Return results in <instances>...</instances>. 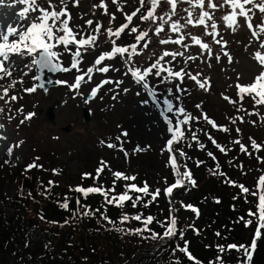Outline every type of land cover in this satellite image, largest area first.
I'll list each match as a JSON object with an SVG mask.
<instances>
[{
    "label": "snow or ice",
    "instance_id": "1",
    "mask_svg": "<svg viewBox=\"0 0 264 264\" xmlns=\"http://www.w3.org/2000/svg\"><path fill=\"white\" fill-rule=\"evenodd\" d=\"M5 0H0V4H4ZM111 4L116 5V12L123 14L124 22L119 26L113 27V22L117 19L116 12H109L108 0H99V3L92 5V14L96 15V10H102V14L109 17L108 26L99 19H86L83 25L74 24V17L70 11V7H79L80 0H11V5H22L20 10L16 13L17 22L15 24L0 23V81H8L6 84L0 83V101L5 105L20 99L19 96L12 94L10 91L15 89L18 83H23V77L27 76L29 72L36 68L41 73L43 70L68 73L72 70L81 72L80 64L86 54L96 52L103 41L101 36H107V43L111 45L109 50L100 51L94 57L92 65L86 70L78 74L74 78V82L69 83L65 80H57V84H63L70 89L76 90L81 87V84L91 81L93 73H108L110 70L118 71L111 64L105 61H112L120 58L126 66L125 75H131L133 81L141 85L147 90V96L151 101L159 106L162 103L161 115L168 124V132L171 134L166 141L161 151L169 153L168 165L171 167L174 182L168 183L165 178V187L163 189L157 187L154 190L147 181L142 182V186L135 183L136 175H128L123 171H112L108 161L101 159L95 169V175L90 172H83L81 174V181L88 179L93 180V184L84 186L83 183L70 187V191L79 193L84 199H87L91 194H99L104 198V206L113 205L117 208H125L128 202H131L133 208L143 207L148 208L153 203L158 201V198L163 195L169 200V214L164 220H158L153 215H144L141 212L129 214L122 212L118 221H113L106 213L102 212L100 208L92 209L90 205L81 204L80 196L76 198L77 209H72L73 215H80L81 217H95L97 213L100 219L106 221L109 225L117 223L126 225L132 220L140 223L141 227L136 228H120L115 227V231L124 232L126 234L142 235L149 233L145 239L165 240L173 239L177 235L183 240V246L176 245L172 249V255L176 257V253H183L189 260L194 261V264H202L189 251V242L184 239V230L178 227L179 217L178 209L175 208V201L172 199L175 189L183 188L186 184L196 186V180L192 176L191 170L186 163L178 161L179 157H187V153L183 149H177L174 145L179 144L185 139L186 131H191L189 126L194 120L203 119L212 128L219 131L229 133L232 129L227 125L218 124L217 121L211 118L206 112L202 110V104H196L197 109H201L200 116H193L187 111L186 107L181 101V96L174 93H183L187 90L183 88V82L187 78L195 83V86L205 92L211 90V80L205 76L202 71L193 73L189 70V63L200 60L207 62L211 67V60L214 58L217 63L221 61V54L227 59L228 64L233 63V56L228 50V40L224 38L221 28L227 29L232 33H236L241 27L247 29L250 34L245 50L250 47H255V51L251 52V58L257 65V71L252 75L248 82H241L242 76L237 74L234 85H229V88L235 87L236 98H233L225 93H221V97L228 104L233 106L236 113H245L247 116H256L261 124H264V0H138V7H135L131 12H125L120 5V0H110ZM127 3V0H124ZM180 5H187V7L180 8ZM181 11L184 15H181ZM221 15L217 18L216 13ZM81 19H84V14H81ZM134 18H137L142 23H147L146 30H141L139 25H134ZM243 20V24H241ZM258 20L259 22H255ZM192 29H202L199 34H194ZM132 37L133 42L121 44L118 41L123 35ZM164 38H161V37ZM153 37L155 43L162 47V50L157 55L153 49L147 56V66L138 65L136 57L142 56L145 52L152 48ZM210 38V39H205ZM173 44L179 46L176 49H168L166 45ZM218 45L219 51L214 52L212 45ZM193 46H198L199 52L196 55L190 53ZM62 49V50H61ZM69 54L71 57L70 64L65 66L62 61L64 54ZM13 57H20L21 59L30 58L29 62L24 64L27 71H23L22 75L17 79L13 78V73L17 70L18 61ZM182 61L183 66L177 67L176 62ZM102 65V66H101ZM159 77V83L164 85H173L168 87L169 95L161 98L157 95L158 89L153 87L150 83V77ZM39 79V77H34ZM115 84L119 87L123 81H112L111 79H102L95 87L91 89L90 97L95 98L98 92L107 84ZM42 87V85H40ZM36 87H27L23 91L26 93H33ZM127 92L128 89H123ZM116 97L114 96L113 99ZM251 102V110L245 107V101ZM174 101L176 103H174ZM143 104L149 103V99L141 101ZM5 111L4 107H0V113ZM24 109L21 107L16 109L17 113H22ZM12 109H8L11 120L14 117L11 115ZM171 114V115H169ZM36 114L28 112L20 121L23 124L25 121H30ZM232 125L245 123L244 115H235L226 117ZM253 126H256L258 121H247ZM4 125L0 124V128ZM236 133H241V128H235ZM128 136L127 131H122L115 137V143L109 140H101L100 144L109 149H118L123 152L125 157L129 153L124 148L123 138ZM0 139H6L0 135ZM191 139L198 142L201 149L205 148L203 143L199 142L196 132H191ZM211 142L215 147L224 154L231 151L224 145L218 143L214 138L209 136ZM249 144L246 145L237 138L232 141L233 144L239 146L241 153L252 156L256 154V159L259 163L264 164V156L259 153L264 151V141H259L252 137H248ZM24 141H18L16 144L9 146L7 152L9 155L13 153V149L20 147ZM150 147V146H148ZM251 149V151L249 150ZM148 149L137 145L133 151L143 152ZM207 155L213 160L216 159L213 152H207ZM41 157L37 156L33 161L25 166V171L32 169L43 170V165L37 163ZM5 161L4 163H8ZM197 165L203 163L196 161ZM231 163V161L229 162ZM243 170V165H237ZM181 168L184 171H181ZM108 169L111 171L113 181L111 187H105L98 183L102 173ZM54 175H60V169H52ZM212 175H219L224 177V183L238 188L240 196L243 197L245 203L251 204L247 211V219L241 216L237 222H243L244 226L250 227L255 224V232L250 243H226L217 244L218 255L214 261L209 264H225L223 254L235 250L241 254L238 256L237 264H252L253 256L257 249V241L264 237L262 229H264V168L260 169V175L256 178V182L252 188L238 183L227 177V174L221 170L219 163H216L215 169L210 170ZM242 174H247L243 173ZM117 181H125L124 190L116 192ZM55 186V181L49 180L47 185L41 181L42 194L47 196L50 194L51 188ZM22 192V189H21ZM32 195L31 192L28 193ZM252 197V200H249ZM239 196H234L233 199H238ZM220 203L219 199L215 200ZM59 206L65 210H69L70 198L65 195L62 201H59ZM182 208L191 210L196 214L197 218L200 215V210L192 205L180 202ZM83 209V211H80ZM255 209V210H253ZM44 219L43 216L40 217ZM157 223L163 229L161 232H156L149 226ZM51 223H57L51 221ZM65 223H68L66 220ZM191 228L197 235L199 229L195 228L194 224L187 226ZM216 236L220 237L221 233L217 231ZM173 264H180L179 257H176Z\"/></svg>",
    "mask_w": 264,
    "mask_h": 264
},
{
    "label": "rangeland",
    "instance_id": "2",
    "mask_svg": "<svg viewBox=\"0 0 264 264\" xmlns=\"http://www.w3.org/2000/svg\"><path fill=\"white\" fill-rule=\"evenodd\" d=\"M94 3L98 4L99 0H80L79 7H70L74 17L73 23L83 25L86 19H99L107 27L109 17L103 15L102 10L97 9L96 15L92 14V5ZM108 4L109 12H116V5L111 4L110 0H108ZM120 5L125 12H131L135 7L139 6L138 0H127V3L124 0H120ZM21 7L22 5L19 4L12 6L11 0H5L4 4H0V23L5 25L9 23L15 24L17 22L16 13ZM184 7H187V5H180L181 9ZM81 14H84V19L80 18ZM181 15H184L182 11ZM220 15L221 13H216L217 18ZM116 16L117 19L113 22V27L119 26L124 22L122 13L116 12ZM255 22L258 23L259 21L256 20ZM241 24H243V20H241ZM134 25H139L141 30H146L148 27L147 23H142L137 18H134ZM191 31L194 34H199L202 29H192ZM221 32L229 42L228 50L234 58L233 63L228 64L227 59L222 54L219 63L214 58L211 60V67L208 66L206 61L197 60L190 62L188 65L190 71L193 73L202 71L205 76L210 78L211 90L205 92L196 87L193 81L186 78L182 86L187 91L174 94L181 96L183 105L193 116L198 117L201 115V109H197L195 105L202 104V110L211 118L217 120L218 124L227 125L232 129L229 133L222 131L221 138H217L218 143L231 149L227 154L221 153L218 149L216 150L218 151L216 154L219 159L223 163L225 162V164L219 162L221 170L225 169L223 172L232 180H240L241 184L252 188L256 178L261 174L260 169L264 168V164L258 162L256 154L249 156L241 153L239 146L233 144L232 141L239 138L248 145L249 136L256 138L258 142L264 141V124H261L256 116L236 113L233 106L223 100L221 93L223 92L236 98L235 87L229 88V85H234L237 74L242 76L241 82L243 83L248 82L257 71V65L250 55L251 52L255 51V47L245 50V44L250 34L244 27H241L236 33L224 28H221ZM161 38L164 37L162 36ZM155 39L153 37L154 42L151 49L147 50L144 55L135 58L138 65L147 66V56L150 52L154 49L158 55L162 50V47L155 43ZM101 41L103 43L96 52L86 54L83 57L80 64L81 72L92 65L94 57L100 51L110 49L111 45L107 43L106 35L101 36ZM130 42H133L132 37L126 34L118 41L121 44ZM163 47L176 49L179 46L169 44ZM212 47L214 52L219 51L218 45L213 44ZM189 51L191 54L196 55L200 50L198 46H193ZM13 59L18 61V67L13 73V78L18 79L23 71H27L23 66L29 62L30 58L13 57ZM70 60L69 54L66 53L62 56L65 66L70 64ZM105 63L111 64L118 71L110 70L108 73L95 72L91 81H87L86 78L81 87L76 90L70 89L66 85L58 84L50 87L46 93L37 87V79H34V77H37V69L33 68L27 76L23 77V83H18L15 89L9 93V95L15 94L19 96L20 99L10 105H5L3 101H0V107L5 109L3 113H0V124L4 125L3 128H0V135L6 137V139H0V216L8 218L13 211L11 203L17 195L19 179H16L17 176L24 175L23 177L27 178V174H29L35 176L38 180H43L48 173L52 174L55 183H59L67 189L80 183L87 187L94 182L91 179L81 181V174L90 172L94 175L101 159L108 161L111 170L114 168V170L123 171L128 175H136L137 180L135 183L138 185L142 186V182L147 181L153 190L157 187L163 189L166 186L164 183L165 178H167L168 183L170 181L174 182L171 167L168 165L169 153L161 151L171 135L168 132V124L161 115L162 103L159 106L155 105L147 96V90L135 83L130 74L125 75L126 66L119 57L112 61H105ZM176 66H183L182 61L178 60ZM81 72H77L75 69L68 73L58 72L53 78L72 83L75 76L81 74ZM102 79L122 80L123 83L119 87H116L114 83L104 85L97 96L91 98V89ZM151 79L155 85L160 84L159 77L153 76L149 78L150 81H152ZM7 82L0 81V83L4 84ZM27 87H36L37 90L33 93H26L23 89ZM125 88L128 89L127 92L123 91ZM167 88L164 89V92L169 95ZM196 88L198 90H192ZM198 92L203 95H199ZM164 94L163 92H157L161 102L165 96ZM114 96L116 97L115 99H113ZM145 99H149V103H141ZM174 103L176 102L174 101ZM49 106L53 107V118L51 120L46 116V110ZM21 107L24 111L17 113L16 109ZM245 107L251 110V102L247 99ZM9 108L12 109L11 115L14 117L11 120L8 118ZM261 111L264 112V109ZM28 112H34L36 115L30 121H25L21 124L20 121ZM235 115H244L246 122L241 124L238 121L237 124L232 125L226 117ZM251 120H257V125L253 126L247 122ZM204 122L203 119L192 121L190 123L192 125L185 126L186 129L191 128V131H186L187 134L191 135V132L194 131L199 138L202 130L200 129L201 127L199 128L198 123ZM237 127L242 130L239 135L235 131ZM122 131H127L128 133L126 138L122 137L124 148L129 153L127 158L118 149H109L100 144L101 140L109 139L115 143V137ZM212 138H216V136ZM21 140L24 143L20 147L14 148L13 153L9 155L7 152L9 146ZM195 142L199 145L197 141ZM137 145L148 150L138 153L134 152L133 149ZM249 150L251 151V149ZM195 151L197 150H192V153L188 154L187 158H192L195 161L197 154H199ZM259 155L264 156V151L260 152ZM37 156L41 157L37 163L44 166L43 170L32 169L26 172L25 166ZM6 160L9 162L4 163ZM186 160L185 157H180L182 164ZM230 161L231 163H229ZM241 162L243 163V170L237 167ZM216 163L218 162H215V165ZM212 166L211 170L215 169ZM54 168L60 169L61 174L54 175L49 172ZM242 172L247 174H242ZM216 177V182H213L212 185L216 186L217 182L224 185L228 191L229 199L240 195L238 188L224 183V177L219 175ZM101 180L104 181L100 183ZM112 181L111 171L106 169L98 183L103 184L105 187H110ZM202 183L199 182L198 185L201 186ZM194 190L181 192L180 197L182 196V201L185 204H189V199ZM208 190L210 192L214 188L210 187ZM175 191L173 192V200L178 193V190ZM204 193L207 198L201 205L199 203L198 208L202 213L211 201L209 193ZM241 198L244 200L243 197ZM249 200H252V197H249ZM161 201L164 202L159 203L160 206L164 207L166 212H169V201L164 197L163 193L161 194ZM180 202H175V208L179 210L176 213L178 217L187 215L188 211L181 207ZM249 207H251V204L248 203L247 210ZM196 224H198L197 226L202 225L199 220H196ZM202 233L204 234V231ZM40 238H44V233L30 227L28 229V240L30 243L28 248L33 249L34 243ZM22 247L19 243L14 245V248L18 251L22 250ZM0 262L1 264H15V259L10 253L2 254L0 252Z\"/></svg>",
    "mask_w": 264,
    "mask_h": 264
},
{
    "label": "trees",
    "instance_id": "3",
    "mask_svg": "<svg viewBox=\"0 0 264 264\" xmlns=\"http://www.w3.org/2000/svg\"><path fill=\"white\" fill-rule=\"evenodd\" d=\"M150 83L153 87L158 88L159 93H165V96L167 93L164 92V89L173 86L155 85L153 80ZM199 95L203 94L200 93ZM198 124L202 130L199 139L205 145L204 149H201L195 141H192L191 135L187 134V132L185 139L174 145L177 149H183L187 156L192 153V150H197L195 152L199 153L195 161L186 157L187 160L184 162L191 170L192 176L197 182L196 186L186 184L183 188L175 189L176 191L178 190V193L174 197V201L177 203L182 201L180 194L184 190L191 191L195 189L192 191L189 204L199 208V203L201 205L207 198L204 192L209 193L211 201L204 212L200 211V215L197 218L195 213L188 210L187 215L179 217L178 224V227L184 230V239L189 242V251L202 264H209L218 255L217 244L250 243L256 225L253 224L246 228L242 221L237 222L241 216L245 217V219L248 218V203L242 200V196L237 195L240 198L229 199L228 191L224 185L218 182L216 185L218 187L212 185L213 182H216L217 175L211 174V165L215 167V162L222 164H225V162L223 163L217 156L216 152L219 150L216 151L217 148L211 142L209 136H216L214 139L218 142L217 138H221L222 131L212 128L206 122ZM222 143L224 142L222 141ZM209 151L214 153L215 160L207 155ZM177 156L180 162L178 153ZM196 161H202L203 163L197 165ZM240 164L243 165L242 162ZM51 170L48 171L51 172ZM112 171L117 170L113 168ZM181 171H184V169L181 168ZM27 175V178L23 177L24 175L16 177V179L19 178L18 190L16 197L11 203L12 213L8 218L0 216V252L2 254H12L15 264H173L176 257H179L180 264H194V261L189 260L183 253L177 252L176 257L172 255V249L176 248L177 244L183 246V240H181L179 235L170 240L145 239L143 237L149 236L147 232L142 235H135L114 230L115 227H141L140 223L135 220L126 225L119 223L109 225L106 221L100 219L99 213L95 217L74 216L71 210L78 208L76 198L80 196L79 193L70 191L59 183H55V186L51 188L50 194L45 196L42 194L41 181L44 185H47L49 180L53 181L52 174L47 173L43 180H38L33 175ZM103 181L101 180L100 183ZM239 181L237 182L241 183ZM199 182H203L201 186L198 185ZM124 183L126 182L117 181V193L124 190ZM171 183L170 181L169 184ZM210 187H213L214 190L209 192L208 189ZM29 192L32 193L31 196L28 195ZM65 195L70 198L69 210L61 208L58 203L63 200ZM216 199H219L220 203H216ZM80 200L81 204L90 205L92 209L100 208L102 212L106 211L113 221H118L122 212H128L129 214L141 212L144 215H153L158 220H164L169 214V212L164 210V207L160 206L165 201H161V196L157 202L148 208H133L131 202H128L123 209L113 205L105 207L104 198L99 194H91L87 199L80 196ZM80 211H83V209H80ZM41 216L44 219H41ZM66 220L68 223H65ZM196 220H199L202 225L197 226ZM51 221H56L57 223H51ZM189 224H194L195 228L199 229V235L187 227ZM30 227L44 233V238L38 239L34 243L33 249L28 248L30 245L28 229ZM149 227L156 232L162 233L163 231L160 225L155 222ZM203 231L204 234L202 233ZM217 231L221 233L220 237L215 235ZM262 233H264V229H262ZM15 243L22 245V250L18 251L14 248ZM239 255L241 254L235 250L224 253L225 264H237ZM252 264H264V237L257 241V249L254 253Z\"/></svg>",
    "mask_w": 264,
    "mask_h": 264
},
{
    "label": "water",
    "instance_id": "4",
    "mask_svg": "<svg viewBox=\"0 0 264 264\" xmlns=\"http://www.w3.org/2000/svg\"><path fill=\"white\" fill-rule=\"evenodd\" d=\"M56 71H49L48 69L43 70L41 73L39 70H37V87L41 89L44 93L48 91L50 87L58 85L56 83V80L53 78V75L57 74ZM42 85V87L40 86ZM46 116L49 120L53 118V107L49 106L46 110ZM1 264V262H0Z\"/></svg>",
    "mask_w": 264,
    "mask_h": 264
}]
</instances>
